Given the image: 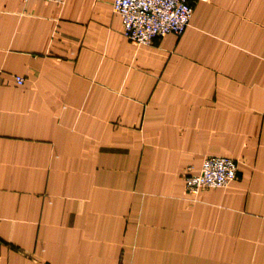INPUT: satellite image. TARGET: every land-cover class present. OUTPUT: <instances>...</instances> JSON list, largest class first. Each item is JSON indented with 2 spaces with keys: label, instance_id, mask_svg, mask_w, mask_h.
Returning a JSON list of instances; mask_svg holds the SVG:
<instances>
[{
  "label": "crops",
  "instance_id": "0c3cea01",
  "mask_svg": "<svg viewBox=\"0 0 264 264\" xmlns=\"http://www.w3.org/2000/svg\"><path fill=\"white\" fill-rule=\"evenodd\" d=\"M113 2L0 0V264H264V0L150 46Z\"/></svg>",
  "mask_w": 264,
  "mask_h": 264
},
{
  "label": "built area",
  "instance_id": "2783aa9c",
  "mask_svg": "<svg viewBox=\"0 0 264 264\" xmlns=\"http://www.w3.org/2000/svg\"><path fill=\"white\" fill-rule=\"evenodd\" d=\"M112 9L122 19L123 35L135 46H150L155 39L168 35L180 37L193 16L191 0H114ZM15 82L21 86L24 79L16 77ZM238 176L235 159L206 156L200 171L188 168L184 180L188 194L196 199L203 190L228 187Z\"/></svg>",
  "mask_w": 264,
  "mask_h": 264
}]
</instances>
